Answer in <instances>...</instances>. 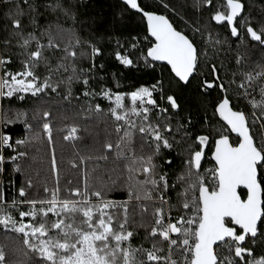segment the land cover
Segmentation results:
<instances>
[{
	"label": "snow or ice",
	"instance_id": "6c2138e0",
	"mask_svg": "<svg viewBox=\"0 0 264 264\" xmlns=\"http://www.w3.org/2000/svg\"><path fill=\"white\" fill-rule=\"evenodd\" d=\"M81 3L0 0V264H264V8Z\"/></svg>",
	"mask_w": 264,
	"mask_h": 264
},
{
	"label": "trees",
	"instance_id": "16d2710c",
	"mask_svg": "<svg viewBox=\"0 0 264 264\" xmlns=\"http://www.w3.org/2000/svg\"><path fill=\"white\" fill-rule=\"evenodd\" d=\"M174 3L179 4L180 0H173ZM254 7L250 10L253 14H257L261 11V8H264V0H252ZM119 0H82L78 8V20L83 22V30L81 32L82 35H87L89 32H94L97 37L101 34H104L108 31H111L113 28V20L116 12L118 11ZM43 22V18H41ZM71 22H69L70 24ZM66 27L68 24L65 25ZM137 20L135 17L130 19L123 27L119 21L117 20L115 23V30L117 33L123 31L126 35L128 31L136 28ZM107 46V45H105ZM114 46V42H113ZM123 73V77H120L122 85L125 87L130 86L136 82H144L149 80V76L144 74L143 71L136 72L130 71L128 69H124L123 67L118 66L117 62L113 59L107 62L106 72L102 73L107 76L108 82L111 84V73ZM114 86V85H112ZM0 103L3 104L5 110L8 107H11L13 111L20 110L24 111L28 109L29 101H13L9 104L8 101L4 100ZM194 104L195 102L192 101ZM6 132L13 135L14 138H20L26 134V130L23 123L17 122L8 126ZM208 164H205V167ZM115 198H122V194L117 192L114 194Z\"/></svg>",
	"mask_w": 264,
	"mask_h": 264
},
{
	"label": "built area",
	"instance_id": "2783aa9c",
	"mask_svg": "<svg viewBox=\"0 0 264 264\" xmlns=\"http://www.w3.org/2000/svg\"><path fill=\"white\" fill-rule=\"evenodd\" d=\"M0 102H1V101H0ZM7 128H8V127H7ZM7 128H2V130L6 132Z\"/></svg>",
	"mask_w": 264,
	"mask_h": 264
},
{
	"label": "rangeland",
	"instance_id": "374dc122",
	"mask_svg": "<svg viewBox=\"0 0 264 264\" xmlns=\"http://www.w3.org/2000/svg\"><path fill=\"white\" fill-rule=\"evenodd\" d=\"M207 166H208V165H207ZM207 166H206V167H207Z\"/></svg>",
	"mask_w": 264,
	"mask_h": 264
}]
</instances>
